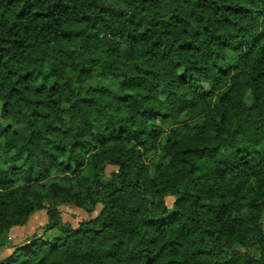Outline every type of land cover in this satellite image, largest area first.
<instances>
[{
	"label": "trees",
	"instance_id": "16d2710c",
	"mask_svg": "<svg viewBox=\"0 0 264 264\" xmlns=\"http://www.w3.org/2000/svg\"><path fill=\"white\" fill-rule=\"evenodd\" d=\"M0 264H264V0H0Z\"/></svg>",
	"mask_w": 264,
	"mask_h": 264
},
{
	"label": "rangeland",
	"instance_id": "374dc122",
	"mask_svg": "<svg viewBox=\"0 0 264 264\" xmlns=\"http://www.w3.org/2000/svg\"><path fill=\"white\" fill-rule=\"evenodd\" d=\"M116 166L108 165L106 171L109 173L111 170L115 169ZM173 197H167V202L171 205ZM101 208V205L98 206L97 211L92 215H95ZM62 216L65 221L71 222L73 225H77L79 221L85 219L89 214L84 211L82 208L72 206L70 204L61 206ZM47 214L45 210L35 213L29 220V222L21 227L12 230V235L14 241L17 242L25 237L33 234L34 232H42V227L47 223Z\"/></svg>",
	"mask_w": 264,
	"mask_h": 264
},
{
	"label": "crops",
	"instance_id": "0c3cea01",
	"mask_svg": "<svg viewBox=\"0 0 264 264\" xmlns=\"http://www.w3.org/2000/svg\"><path fill=\"white\" fill-rule=\"evenodd\" d=\"M18 227H21V226H15V227L12 228V230H13V229H16V228H18ZM12 230H11V235H12ZM12 237H13V235H12ZM13 238H14V237H13Z\"/></svg>",
	"mask_w": 264,
	"mask_h": 264
}]
</instances>
